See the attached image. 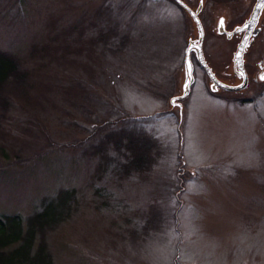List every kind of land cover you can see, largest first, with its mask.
Here are the masks:
<instances>
[{
    "label": "rangeland",
    "instance_id": "1",
    "mask_svg": "<svg viewBox=\"0 0 264 264\" xmlns=\"http://www.w3.org/2000/svg\"><path fill=\"white\" fill-rule=\"evenodd\" d=\"M172 1L0 0V52L24 72L0 99V218L26 229L51 203L32 251L52 264H264V89L215 96L192 57L181 118L171 105L198 40L185 10L216 80L239 84L238 8Z\"/></svg>",
    "mask_w": 264,
    "mask_h": 264
},
{
    "label": "trees",
    "instance_id": "2",
    "mask_svg": "<svg viewBox=\"0 0 264 264\" xmlns=\"http://www.w3.org/2000/svg\"><path fill=\"white\" fill-rule=\"evenodd\" d=\"M14 58L0 52V99L2 100L10 99L12 91L4 89L8 79L13 75L16 81H20L24 76V72L20 73V66ZM18 93L23 92L18 91ZM52 210V204L47 203L40 213L28 217L26 229L22 228V221L17 216L0 218V264H52L40 239L36 249L32 251L36 236L42 233L52 220ZM12 246L14 248L11 249Z\"/></svg>",
    "mask_w": 264,
    "mask_h": 264
},
{
    "label": "water",
    "instance_id": "3",
    "mask_svg": "<svg viewBox=\"0 0 264 264\" xmlns=\"http://www.w3.org/2000/svg\"><path fill=\"white\" fill-rule=\"evenodd\" d=\"M263 4H264V0H258V3L255 6V8L253 9L252 14H251L250 18L247 20V22L244 23L243 26L236 28L233 32V34L235 35L238 32H242L245 30V34L242 37V39L240 40V42L237 44L235 51H234L233 58H232L233 72H234V74L236 73L237 78H238V82H239L238 85H235L233 87H227V86L220 84L216 80V78L212 74V72L209 70L207 65L205 64L203 54L201 52V47H202V43H203V37H202L203 32L200 28L201 26H200L198 17H197V15L191 13L190 11L185 10V12L186 13L188 12L187 14L191 17L193 22L197 25L198 40L190 42L186 48L185 58H184L185 81L182 84L180 96L174 97L173 99H171V105L174 107L178 106L180 109L179 110L180 118L183 116V113H184L183 103H184V101H186L188 99L190 91H191V87L193 85L192 75H191V77L188 76V64L191 63V65H192V62H191L192 57L194 59H196L197 63H199L201 68L204 70L205 76L208 80V82H207L208 86L210 87L209 90L213 95H215V96H227V95H223V94L228 93V94H235V96H237V93H241V92L245 91L249 82H248V74L245 70V65H244V55L247 53V49L250 46V42H251L250 36L251 35L255 36L256 33L259 31L258 29L253 30V32L251 34L252 29L255 27V24L257 23V18H258L260 9L262 8L260 5H263ZM199 8L200 9L202 8L201 4H200ZM245 25H248V27L245 28ZM233 36H232V38H233ZM238 55H239V59L237 60ZM262 63L264 66V56H262ZM192 69H193V66H192ZM261 82H264V80H258L257 81V83H261ZM186 84L188 85L187 88L185 87ZM213 85H215V88H213ZM173 101H175V103H173Z\"/></svg>",
    "mask_w": 264,
    "mask_h": 264
},
{
    "label": "flooded vegetation",
    "instance_id": "4",
    "mask_svg": "<svg viewBox=\"0 0 264 264\" xmlns=\"http://www.w3.org/2000/svg\"><path fill=\"white\" fill-rule=\"evenodd\" d=\"M170 1L175 3L176 5L179 4L178 1H172V0H170ZM257 3H258V0H202V1H200L199 4L202 5L201 9H206V10L210 9L212 6H216L218 8H224V7L226 8V7H229L230 4H234L238 8V15L232 19L226 20L225 23H227V24H233L234 23L236 28H238V27L243 26V24L247 22V20L250 18L252 11L255 8V6L257 5ZM199 4H196L195 6L198 7ZM207 18L210 20L209 17H207ZM219 18H221V17H219ZM215 19H216V17L214 18V20ZM221 20H222V18H221ZM256 29H258L259 31L256 33L255 36H252V35L250 36L251 40L261 38L262 39L261 42H262L263 48H264V7H262L260 9V12H259V15L257 18V23L255 24V27L252 29L251 34H252L253 30H256ZM244 34H245V30L242 32H238L237 34H235L233 36L234 48H236L237 44L240 42V40L242 39ZM250 46H251V44H250ZM250 46L247 49V53L250 49ZM234 51H235V49H234ZM262 56H264V49H263L261 57L254 64H252L248 67L245 66V70L248 74L249 84L246 87L245 91H243V92L250 91V93H251L250 83H252L254 85V89L256 88L258 90L257 93H255V95L264 89V82L257 83L258 80H264V79H261V77L264 76V66L262 63ZM226 76H228V78H230V80L232 78H237L236 73L234 74L233 71H232V73H226ZM237 80H238V78H237ZM243 92H241V93H243ZM241 93H237V96ZM237 96H235V99H239ZM239 100H241V99H239ZM243 100H247V98L243 99Z\"/></svg>",
    "mask_w": 264,
    "mask_h": 264
},
{
    "label": "snow or ice",
    "instance_id": "5",
    "mask_svg": "<svg viewBox=\"0 0 264 264\" xmlns=\"http://www.w3.org/2000/svg\"><path fill=\"white\" fill-rule=\"evenodd\" d=\"M261 7H264V5H260ZM221 28L223 27V20L220 21ZM248 25H245V28H247ZM239 59V55L237 56V60ZM192 75V65L191 63L188 64V76L191 77ZM261 79H264V76L261 77ZM185 87L187 88L188 85L186 84ZM213 88H215V85H213ZM175 103V101H173Z\"/></svg>",
    "mask_w": 264,
    "mask_h": 264
}]
</instances>
